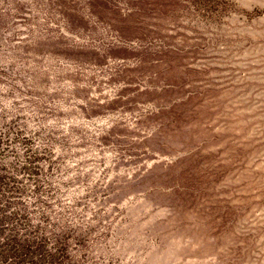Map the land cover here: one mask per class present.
<instances>
[{"label": "rangeland", "instance_id": "1", "mask_svg": "<svg viewBox=\"0 0 264 264\" xmlns=\"http://www.w3.org/2000/svg\"><path fill=\"white\" fill-rule=\"evenodd\" d=\"M0 196L62 264H264V0H0Z\"/></svg>", "mask_w": 264, "mask_h": 264}, {"label": "trees", "instance_id": "2", "mask_svg": "<svg viewBox=\"0 0 264 264\" xmlns=\"http://www.w3.org/2000/svg\"><path fill=\"white\" fill-rule=\"evenodd\" d=\"M0 196V264H62L67 259L62 242L32 229L26 211L12 208L13 201Z\"/></svg>", "mask_w": 264, "mask_h": 264}]
</instances>
